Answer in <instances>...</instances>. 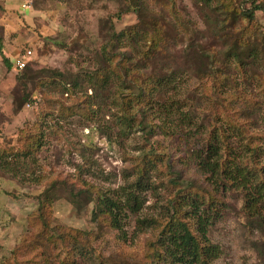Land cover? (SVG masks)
<instances>
[{
    "label": "rangeland",
    "instance_id": "obj_1",
    "mask_svg": "<svg viewBox=\"0 0 264 264\" xmlns=\"http://www.w3.org/2000/svg\"><path fill=\"white\" fill-rule=\"evenodd\" d=\"M141 2L149 18L164 20V44L174 58L182 59L190 28H203L195 0ZM121 6L120 0H0V264H149L148 243L164 222L166 201L175 192L164 163V152L170 150L186 162L185 171L214 187L224 201V214L208 226L206 235L220 254L203 264H264V229L252 214L264 215V169L260 175H249L244 186L216 178L226 155L248 165V141L261 147L255 160L264 164V124L259 119L264 114V16L257 11L245 30L249 40L257 41L247 60L254 72L245 58L242 65L229 56L225 67L214 62L218 92L237 94L238 90L244 95H232L228 119L213 108L217 103L210 94L212 84L195 67L180 65L174 77L163 78L156 87L159 66L145 53L150 48L143 36L129 38L124 27L134 24L135 15L118 14ZM108 19L116 32H124L116 50L124 54L126 80L139 82L148 75L156 83L142 102L127 99L129 111L137 105L145 107L153 124L149 142L139 131L138 111L130 118L121 110L119 97L126 98L131 91L112 67L117 60L112 57L109 65L100 53ZM70 38L78 42L70 45ZM214 38L204 32L198 39L210 58L221 45ZM26 50L30 54L24 57V66L38 74L26 80L31 100L23 102L21 86L15 82L19 69L12 61ZM5 56L9 67L2 62ZM52 71L79 74L80 80L64 82ZM242 107L257 109L256 123L244 122L242 128L232 122L246 121L238 119ZM200 147L203 158L207 153L204 173L195 168L189 153ZM151 150L156 156L147 154ZM139 173L141 180L134 184ZM55 176L77 178L79 185L91 184L119 202L118 229L91 221L92 204L79 210L64 199L44 200L40 205L44 184ZM245 187L256 199L259 191L262 198L245 196ZM126 190L137 195L134 213L126 210ZM69 227L84 231L88 240L81 252L71 249L65 257L50 233Z\"/></svg>",
    "mask_w": 264,
    "mask_h": 264
},
{
    "label": "trees",
    "instance_id": "obj_2",
    "mask_svg": "<svg viewBox=\"0 0 264 264\" xmlns=\"http://www.w3.org/2000/svg\"><path fill=\"white\" fill-rule=\"evenodd\" d=\"M213 1H215V4H212ZM120 2L122 6L117 9L118 14L131 12L135 15L136 21L134 24L124 27L128 32L129 38L143 36L146 40V46L150 48L149 51L146 49L145 53H150L149 57H151V60L159 66L160 77H157V84L155 82L152 83L148 75L143 76L139 82L130 80L129 83V80H126L124 74L128 70L124 68L125 64L123 65L122 61V55L124 54L116 50L118 37L124 32H116L110 23V19L107 20L109 22L108 31L104 33V43L100 47V53L103 54V60L109 65L112 62V57L117 60L112 67L119 75L123 87L131 91L129 92L131 95L127 93L126 95L128 96L126 98L119 97L121 99V110L124 115L128 114L130 118H134L136 110L138 111V128L146 142H149L148 136L153 131V124L148 120L144 106L137 105L135 110L129 111L127 99L130 100L132 97L135 101L139 100L138 103L142 102L147 96V92H154L152 90L154 88L153 84H156V87L162 85L163 78L169 81L171 77H174L172 75L177 73V70H180V65L195 67L207 77L209 83L212 84L210 94L216 97L215 102L217 105L213 106V108L217 107V110L219 109L225 118L230 119L228 113L230 114L232 111L231 108L228 109L227 107H230V102L234 99L232 95L234 97H243L244 95H239L240 91L238 90L237 94L218 92L219 81L216 75L218 70L215 71L214 62L221 63V67H225L226 57L229 56L238 61L239 65H242L244 62L241 59L245 58L248 69L252 72L255 71L253 66L247 63V60L251 59L253 47L256 46L257 41L249 40L245 30L252 24L257 11L264 16V1L255 3L254 0H250L249 7H245L246 0H195L194 5L197 8L203 28L200 31L190 28L192 34L189 35V42L187 41L183 49H181L180 57L182 59L180 60L179 58H174L170 48H167L164 44L167 25L162 18L158 16L149 18L141 0H120ZM138 30H140V33H138ZM204 32L213 33L214 40L221 42V45L218 44L217 54H212L211 58L209 53L200 46V41L198 40L200 34ZM67 42L73 45L78 41L76 38H70ZM96 57L101 58L99 54ZM2 62L7 67L10 66L8 57H2ZM37 74L38 71L27 66L19 69L18 73H16L15 82L21 86V93L19 94L21 101L31 100L27 91L26 80L36 79ZM51 74L59 76L64 82L76 83V81L80 80L79 74L73 73L67 76V74L64 75L56 71H52ZM238 116V119L242 120L245 118L246 121L237 123L232 120V122L242 127L244 122L256 123L258 112L257 109L242 107L238 110ZM259 119L263 125L264 114ZM248 143V165L239 162L237 159H229L228 155H226L219 166L220 170L216 176L218 180L231 186L239 183L244 186V181H248L249 175H252L253 172L260 175L259 172L264 169V164L257 165L255 156H257L261 147H257L256 143L250 144V141ZM207 144H209L208 140L205 141L204 145L206 146ZM215 150L216 148L214 147L213 152ZM263 150L262 152H264ZM201 152L202 149L200 147L196 152L190 151L189 153L194 159L195 168L204 173V170H208V164L205 163L207 153H204L203 158ZM147 154H151V157L156 156L155 151L152 150L147 152ZM164 154L165 167L167 171H170L169 184L174 187L175 192L166 201L164 222L159 227L156 237L148 243V249L151 251L152 256L149 264H203L210 262L219 256L220 249L218 245L210 243L207 239V228L224 214V201L214 190V187L211 188L210 185L203 184L195 176L192 177L189 171H185L186 162H183L179 155L175 156L171 150L164 152ZM199 166H201V169ZM76 179L58 176L49 179L40 192L43 197V200H39L40 205L44 200L48 202L51 200L52 203L55 200L64 199L72 208L79 210L92 204L89 210L91 221L97 222L98 226H101L102 223H107L111 228L118 229L119 202L103 193H98L91 184L79 185L77 182L79 180ZM139 180H141L140 173L134 184H138ZM248 183L250 184L251 181ZM245 190V196H249L256 201L260 200L264 195V190H261L263 195L257 191L258 199H256V195L250 193L246 187ZM123 194H125L123 198L125 204H127L126 210L129 213L136 212L137 195L135 190H126ZM245 200L248 201L250 199L246 198ZM250 206H254V204H250ZM252 214L257 218L256 220L261 222L259 226L264 229V215L261 216L258 211ZM83 233L84 231L69 227L51 229L50 235L51 240L59 241L64 256L69 257L68 254L71 253V249L78 251V253L84 249V244L87 242L88 237H85Z\"/></svg>",
    "mask_w": 264,
    "mask_h": 264
},
{
    "label": "built area",
    "instance_id": "obj_3",
    "mask_svg": "<svg viewBox=\"0 0 264 264\" xmlns=\"http://www.w3.org/2000/svg\"><path fill=\"white\" fill-rule=\"evenodd\" d=\"M30 54L29 50H26L25 53L21 54V55H16L13 59V66L17 69H21L24 67L25 65V61H24V57H27Z\"/></svg>",
    "mask_w": 264,
    "mask_h": 264
}]
</instances>
